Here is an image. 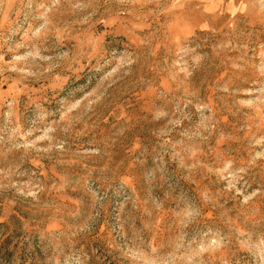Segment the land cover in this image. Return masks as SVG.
<instances>
[{
  "label": "rangeland",
  "instance_id": "obj_1",
  "mask_svg": "<svg viewBox=\"0 0 264 264\" xmlns=\"http://www.w3.org/2000/svg\"><path fill=\"white\" fill-rule=\"evenodd\" d=\"M0 264H264V0H0Z\"/></svg>",
  "mask_w": 264,
  "mask_h": 264
}]
</instances>
